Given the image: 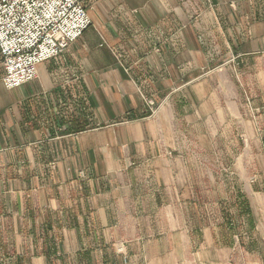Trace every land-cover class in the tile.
I'll list each match as a JSON object with an SVG mask.
<instances>
[{
  "label": "crops",
  "instance_id": "obj_1",
  "mask_svg": "<svg viewBox=\"0 0 264 264\" xmlns=\"http://www.w3.org/2000/svg\"><path fill=\"white\" fill-rule=\"evenodd\" d=\"M193 2L190 26L189 0H99L90 27L35 80L6 90L0 66V247L19 261L231 259L209 227L195 241L178 223L182 205L198 199L182 154L189 114L204 127L220 119L221 94L229 99L234 86L231 64L205 78L209 51L197 40L245 39L237 56H256L264 71V0ZM211 53L220 59V48ZM82 106L93 128L75 133L69 121Z\"/></svg>",
  "mask_w": 264,
  "mask_h": 264
},
{
  "label": "rangeland",
  "instance_id": "obj_2",
  "mask_svg": "<svg viewBox=\"0 0 264 264\" xmlns=\"http://www.w3.org/2000/svg\"><path fill=\"white\" fill-rule=\"evenodd\" d=\"M82 3L86 11L94 12L99 0H82ZM199 10L189 0L190 26L194 25L191 21ZM238 26L232 25L230 29ZM197 41L209 51L208 64L202 73L205 78L222 74L228 67L225 65L231 64L234 86L229 99L221 94L220 119L214 115L204 127L189 114L187 150L182 160L186 162L191 182L188 186L193 187L198 199L182 205L178 223L188 227L195 241L201 240L202 229L209 227L210 237L218 241L219 249L231 250V259L226 264H264V71L256 56H237L236 52L249 46L245 39L200 41L199 38ZM215 48L221 51L217 61L211 53ZM213 88V82L208 80L205 95L212 94ZM143 99L149 108L155 106L149 97ZM85 110L84 106L80 107L69 121L75 133L93 128L81 122L82 116H90ZM84 178L85 174L80 172L78 180ZM148 190L153 191L149 183L137 186V191ZM0 264L27 262L19 261L10 250L0 247Z\"/></svg>",
  "mask_w": 264,
  "mask_h": 264
},
{
  "label": "built area",
  "instance_id": "obj_3",
  "mask_svg": "<svg viewBox=\"0 0 264 264\" xmlns=\"http://www.w3.org/2000/svg\"><path fill=\"white\" fill-rule=\"evenodd\" d=\"M82 0H0L1 83L13 90L36 79L90 27Z\"/></svg>",
  "mask_w": 264,
  "mask_h": 264
},
{
  "label": "trees",
  "instance_id": "obj_4",
  "mask_svg": "<svg viewBox=\"0 0 264 264\" xmlns=\"http://www.w3.org/2000/svg\"><path fill=\"white\" fill-rule=\"evenodd\" d=\"M80 128L78 127V128H76V130H79Z\"/></svg>",
  "mask_w": 264,
  "mask_h": 264
}]
</instances>
